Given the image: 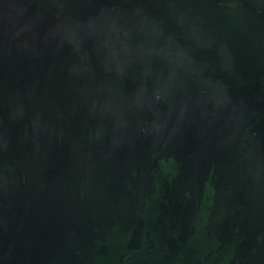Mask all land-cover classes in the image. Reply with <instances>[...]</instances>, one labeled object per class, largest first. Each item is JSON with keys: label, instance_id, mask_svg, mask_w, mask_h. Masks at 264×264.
<instances>
[{"label": "water", "instance_id": "water-1", "mask_svg": "<svg viewBox=\"0 0 264 264\" xmlns=\"http://www.w3.org/2000/svg\"><path fill=\"white\" fill-rule=\"evenodd\" d=\"M0 264H264V0H0Z\"/></svg>", "mask_w": 264, "mask_h": 264}]
</instances>
